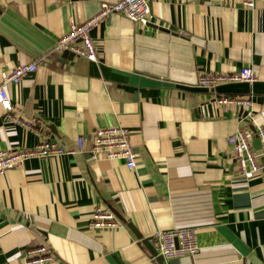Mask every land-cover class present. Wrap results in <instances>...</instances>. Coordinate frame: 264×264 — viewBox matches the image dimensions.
Returning a JSON list of instances; mask_svg holds the SVG:
<instances>
[{
	"label": "crops",
	"instance_id": "0c3cea01",
	"mask_svg": "<svg viewBox=\"0 0 264 264\" xmlns=\"http://www.w3.org/2000/svg\"><path fill=\"white\" fill-rule=\"evenodd\" d=\"M101 1L118 0H0V83L13 65L37 63L6 85L15 111L65 148H75L78 136L86 148L30 158L0 175V264H25L36 245L52 253L47 264H159L136 233L176 227L196 228L200 249L164 264H264V168L251 179L238 174L227 143L242 129L253 152L261 149L264 2L149 0V24L112 14L90 31L96 62L55 51L57 38ZM241 67L257 79L213 88L197 82L201 71ZM236 94L252 104L215 102ZM113 125L129 131L133 168L88 151L94 130ZM38 140L0 109V148ZM95 206L121 225L90 228Z\"/></svg>",
	"mask_w": 264,
	"mask_h": 264
},
{
	"label": "built area",
	"instance_id": "2783aa9c",
	"mask_svg": "<svg viewBox=\"0 0 264 264\" xmlns=\"http://www.w3.org/2000/svg\"><path fill=\"white\" fill-rule=\"evenodd\" d=\"M257 0H243L245 7H253ZM264 2V0H259ZM119 14L140 25L152 22L153 13L149 0H118L101 1L99 10L82 22H73L67 31L62 33L54 44L58 52L70 51L74 55L85 57L90 61L98 60V52L90 36V31L105 17ZM36 61L18 63L1 73L0 109L8 120L22 125L24 128L38 135V142L29 148L2 149L0 148V175L12 167H20L30 158L56 157L68 153H78L85 150V138L78 136L75 139V148L68 149L51 139V135L42 126L23 117L15 111L14 104L6 89L8 83H18L25 75L35 72ZM257 79L256 72L251 67H241L228 72L201 71L197 82L202 87L213 88L226 82H253ZM215 102L221 107H249L252 104L251 96L236 94L215 97ZM260 140L261 149L256 155L251 148L250 132L236 129L227 138L230 148V157L237 173L251 179L264 168V127L255 126ZM96 161L121 159L128 168L136 165V156L132 149L129 131L121 125L99 127L91 137V146L88 149ZM261 157L262 163L258 157ZM121 225L114 213L108 209L95 206L89 221L94 230L115 229ZM156 253L164 259L195 255L200 246L197 241V229L193 227L156 229L150 236ZM53 255L45 245H36L27 249L25 264H47L52 261Z\"/></svg>",
	"mask_w": 264,
	"mask_h": 264
},
{
	"label": "water",
	"instance_id": "95a60500",
	"mask_svg": "<svg viewBox=\"0 0 264 264\" xmlns=\"http://www.w3.org/2000/svg\"><path fill=\"white\" fill-rule=\"evenodd\" d=\"M62 55L65 58H67V57L71 58L74 54L72 52H70V51H64V52H62ZM136 235H137V238L140 239V243H142V244L146 245V247H148L152 257H154L159 264H164L163 256L162 255H158L156 253L152 243L150 242V237L142 238V235L139 234V233L138 234L136 233Z\"/></svg>",
	"mask_w": 264,
	"mask_h": 264
}]
</instances>
